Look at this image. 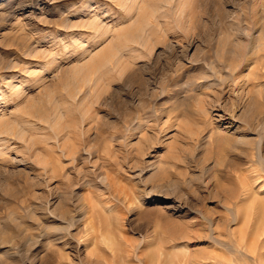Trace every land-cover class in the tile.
<instances>
[{"label": "rangeland", "instance_id": "1", "mask_svg": "<svg viewBox=\"0 0 264 264\" xmlns=\"http://www.w3.org/2000/svg\"><path fill=\"white\" fill-rule=\"evenodd\" d=\"M0 138V264H264V0H0Z\"/></svg>", "mask_w": 264, "mask_h": 264}, {"label": "bare ground", "instance_id": "2", "mask_svg": "<svg viewBox=\"0 0 264 264\" xmlns=\"http://www.w3.org/2000/svg\"><path fill=\"white\" fill-rule=\"evenodd\" d=\"M167 1H170V0H167ZM140 35H141V34H140ZM141 36L143 37V35H141ZM142 37H141V38H142ZM141 38H140V39H141ZM141 40H143V39H141ZM138 42H139L140 44H143V42H145V39H144L143 42H140V40H139ZM145 43H146V42H145ZM113 55H114V56H113V57L111 56L110 60H112V61L114 60V62H116V63H118V59H119V60L122 59V58H118V57H117L118 54H116V53L113 54ZM119 57H121V56H119ZM104 59L106 60V58H104ZM110 60H109V61H110ZM110 71H111V70H110ZM107 72H108V71H107ZM213 75H214V74H213ZM254 80H255V79H254ZM257 80H258V79H257ZM252 92H253V91H251V92L249 93V94H250V98H249V99H250V104H251V105L257 103V100H258V99H257V96H260V92H261V91H258V90H257V91H255L254 93H252ZM261 93H262V92H261ZM252 94H253V95H252ZM256 95H257V96H256ZM248 96H249V95H248ZM257 105H258V104H257ZM258 106H259V105H258ZM1 141H3V140L0 138V142H1ZM0 147H1V146H0ZM258 181L260 182V181H262V180L259 179V180H257L256 182H258ZM241 182H242V181H241ZM263 183H264V182H263ZM255 185H256V184H255ZM243 188H244V187H243ZM245 188H246V186H245ZM247 192H248V191H247ZM248 196H249V195H248ZM255 196H256V195H255ZM12 197H13V196H12ZM250 197H251V196H250ZM254 199H255V198H254ZM257 199H258V198H257ZM258 200H259V199H258ZM254 201L256 202V200H254ZM257 202L259 203V205H258V206H259L258 211H259V212H261V210L264 211V207H263L264 205H263L262 201H257ZM256 204H257V203H256ZM252 206H253V205H252ZM254 209H255V208H254ZM256 209H257V208H256Z\"/></svg>", "mask_w": 264, "mask_h": 264}]
</instances>
